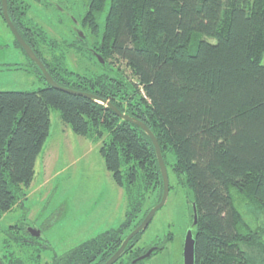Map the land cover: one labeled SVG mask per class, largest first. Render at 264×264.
Here are the masks:
<instances>
[{"label":"trees","instance_id":"obj_1","mask_svg":"<svg viewBox=\"0 0 264 264\" xmlns=\"http://www.w3.org/2000/svg\"><path fill=\"white\" fill-rule=\"evenodd\" d=\"M84 22L104 65L89 53L94 71L69 73L41 31L36 57L56 84L94 99L50 87L31 60L44 87L0 92V218L30 188L56 110L75 135L100 143L126 221H142L163 191L155 150L109 103L151 131L167 172L170 156L192 192L194 264H251L252 249L264 258V0H88ZM237 198L262 214L261 226L242 218ZM6 235L10 263L37 264L23 232Z\"/></svg>","mask_w":264,"mask_h":264},{"label":"rangeland","instance_id":"obj_2","mask_svg":"<svg viewBox=\"0 0 264 264\" xmlns=\"http://www.w3.org/2000/svg\"><path fill=\"white\" fill-rule=\"evenodd\" d=\"M58 2L61 7L70 9L75 0ZM30 3L31 11L24 17L29 27L33 31L45 32L51 38L64 40L65 34L63 36L61 32H65V29L54 21L57 16L65 21L61 12L48 10L43 15L38 4ZM48 19L51 22L48 23ZM14 40L0 17V92H33L42 89L43 81L21 51L15 48ZM76 57L69 52L67 69L82 74L81 69L86 64L83 65L81 60L77 62ZM92 64L96 67L93 61ZM93 66L89 65L92 70ZM121 67L125 68L124 65ZM125 72L129 74L126 68ZM49 117V134L36 160L35 175L27 190L25 208H13L0 219L2 241L8 239L6 234L10 227L20 221L38 225L48 217L51 218L50 222L48 220L51 229L45 238L48 246L45 256L51 252L62 253L96 234L117 229L129 213L124 189L115 184L99 154L100 143L75 135L61 122L58 111L51 110ZM167 161L168 198L142 237L149 242H157L156 236L161 237L168 225H173L170 228L175 238L166 242L162 253L149 264H182V236L191 224V210L187 204L192 201V192L182 187L172 172L170 156ZM236 201L242 218L251 228L262 225L263 216L254 206L239 198ZM26 209L30 210L29 215ZM261 253L258 249L251 250V264H264Z\"/></svg>","mask_w":264,"mask_h":264},{"label":"flooded vegetation","instance_id":"obj_3","mask_svg":"<svg viewBox=\"0 0 264 264\" xmlns=\"http://www.w3.org/2000/svg\"><path fill=\"white\" fill-rule=\"evenodd\" d=\"M30 2L38 4L43 10V15H45V12L48 10L49 12H53V10H59L58 12H61L62 16L66 18L65 21L63 19L60 20L57 18L58 16L54 18V21L60 25L59 27H63L65 29V32H61L62 35L65 34V36L63 35L64 40L51 38L45 32L41 31V33L44 34V40L47 38L48 40L55 41V43L48 42L47 40L44 42L41 37L43 40L41 43L46 46L44 49L45 52H48L49 54L51 53L52 56L58 57V59H62V64L65 65L66 68L69 52L74 53L77 56V62L78 60H81L83 65L86 64L82 67L83 69H81L82 73H85L86 75H90L91 73L89 72L94 71L90 68L91 65L93 66L92 61L86 57L89 53L96 61L100 63V65H104V61L100 57L99 53L94 50L96 46L95 42L90 40L89 29L87 23L84 22L88 10V0H75V2L72 4L73 8L71 7L70 9L61 7L58 0H5V10L10 22L36 57L38 53L40 54L37 49V42L35 40L37 39L36 35H38L39 32L33 31L24 19V17L31 11L32 6ZM0 17L7 26V29L11 32L3 17L2 0H0ZM49 22H51V19H48V23ZM14 46L21 51L28 61H30L29 57L24 53V50L20 47L16 40H14ZM100 59L103 61V63H101ZM69 73H72V71H69ZM24 195L25 196L23 200L17 203L13 208H25V200L28 197L27 191L24 193ZM187 206L189 210L192 209L190 202L187 204ZM26 211H28L27 215H29L30 210L26 209ZM48 220L50 222L51 218L48 217V219L43 220L38 225H28L21 223L22 221H20L12 226L15 232L20 230L28 237L26 238V242L28 244H34L33 248L36 251V256H38L37 264H106L121 248L123 242L127 239L130 233L133 232L142 222L141 221L139 224H137V219H130L129 221H126V218V220L123 221L117 229L109 230L107 232H113L112 235H106V232L102 234H96L85 241L75 244L72 248L62 253L57 254L55 252H51L45 256V251L48 248V246L45 244V238L47 232H49L51 229L49 227L50 225ZM177 223L179 222L177 221ZM124 225L125 228L122 230L121 227ZM149 225L136 235L139 236L138 240H136V236H134L128 241L119 257L112 264H146L147 262L149 264L156 260L157 256L162 253L161 251L165 248V243L168 241H173L175 238L174 233L170 228V226L173 225H168V229L162 233L161 237L156 236L158 238L156 240L157 242L154 240L149 242L146 240L147 238L143 239L142 237L147 231ZM116 231H120L121 233L118 232L117 234H114ZM183 240L184 237L182 236L181 248L183 245ZM147 254L148 257L144 258ZM2 255L5 257L4 261L6 264H13L10 263L9 256L2 253L0 247V256L2 257Z\"/></svg>","mask_w":264,"mask_h":264},{"label":"water","instance_id":"obj_4","mask_svg":"<svg viewBox=\"0 0 264 264\" xmlns=\"http://www.w3.org/2000/svg\"><path fill=\"white\" fill-rule=\"evenodd\" d=\"M2 6H3L4 20L7 23L8 27L10 28L12 34L14 35L15 40L18 42L20 47L24 50V53L29 57V59L36 65V67L38 68V70L42 74L46 84L49 85L50 87L56 89V90L64 92V93H68V94H71V95H74L77 97L94 99L95 97L90 95V94L78 92V91H72L70 89L63 88L53 81V79L49 76V74L47 73V71L44 68V66L42 65V63L34 56L32 51L28 48V46L25 44V42L22 40V38L19 36L17 31L15 30L12 23L10 22V20L7 16L6 10H5V0H2ZM100 61H101V63H103V61L101 59H100ZM100 102L105 103L103 101H100ZM106 106L109 109H111L122 120L129 122V123H132V124L136 125L138 128H140L141 130H143V132L149 137V139H150V141L154 147V150H155V155H156L160 175L162 178V184H163V191H162V196H161L160 202L147 213V215L142 220L140 225L133 232L130 233V235L127 237V239L123 242L121 248L106 263V264H112L119 257V255L123 251L124 247L127 245L128 241L131 238H133L134 236H136L139 232L144 230L149 225V223L151 222V220L153 219L155 214L166 204L168 194H169V180H168V173L166 170V166L164 164V160H163L162 155H161L159 145L157 143L156 138L150 132V130L147 129L145 127V125L133 120L132 118H129L126 115L121 114L117 109H115L109 103H106ZM191 207H192V209H191V224L185 233L183 245H182V249H181L182 264H194V228L197 224V213H196V209H195L194 204H192ZM147 257H148V254L144 258H147ZM0 264H3V263L0 261Z\"/></svg>","mask_w":264,"mask_h":264}]
</instances>
